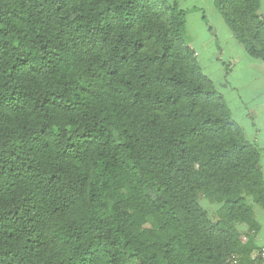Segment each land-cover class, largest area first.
I'll list each match as a JSON object with an SVG mask.
<instances>
[{"label":"trees","instance_id":"16d2710c","mask_svg":"<svg viewBox=\"0 0 264 264\" xmlns=\"http://www.w3.org/2000/svg\"><path fill=\"white\" fill-rule=\"evenodd\" d=\"M168 1L0 0V264L242 251L236 224L253 229L250 203L264 205L261 154ZM213 2L264 61L259 0Z\"/></svg>","mask_w":264,"mask_h":264},{"label":"crops","instance_id":"0c3cea01","mask_svg":"<svg viewBox=\"0 0 264 264\" xmlns=\"http://www.w3.org/2000/svg\"><path fill=\"white\" fill-rule=\"evenodd\" d=\"M206 6L207 9L212 10V15L215 16V19L212 21L205 19L204 8L201 6L193 8L190 11L195 12L202 19L203 23H208L205 25V31L210 41L217 42L218 33L220 32L227 39V42L233 46V48L227 47V49H223V56L226 55L225 61L216 53L211 55L212 62L216 63V70L219 74V80L215 83H218L219 86L217 88L223 93L231 114L232 105H239L241 107L240 115L236 113L234 120L241 125L246 138L259 149L261 154L260 163L264 173V61L254 58L245 52L240 42L231 33L225 21L217 12L213 0H208ZM185 9L187 10L185 15L186 22V16H188L189 12L188 8ZM259 13L264 17V0H259ZM189 45L195 50L201 67L200 54L204 49L203 44ZM236 48L237 51H235ZM218 49L221 50L220 47ZM238 71L242 76V78L238 79L241 93H236L235 90L238 88L232 85L233 80L230 82L228 80L231 74L235 72L237 74ZM250 205L254 223L253 229H250L247 224L241 225L242 228L237 229L241 235L240 239L243 249L239 254L232 256V259L226 264H254L257 259L258 250L264 241V205L253 202Z\"/></svg>","mask_w":264,"mask_h":264},{"label":"rangeland","instance_id":"374dc122","mask_svg":"<svg viewBox=\"0 0 264 264\" xmlns=\"http://www.w3.org/2000/svg\"><path fill=\"white\" fill-rule=\"evenodd\" d=\"M168 1V0H167ZM172 0H169L168 2H170ZM178 4L180 7L182 8H188V16H186V22H185V27H184V41L188 44H191L193 46L198 45V44H203L204 49L203 52L200 54V59H201V67H202V72L204 74H206L208 77H210L212 79V81L214 82V84L217 86L218 83H215L219 80V74L217 72V68H216V63L212 62V57L211 55L213 53H216L217 55L220 56V58L222 60H226V55L223 56V49H227V47L229 48H233L232 44L227 42V39H225L221 33H218V41L217 42H212L209 39V36L207 35L206 30V24L208 23H203L202 19H200L197 14H195V12H191L190 10H193V8L196 7H203L204 8V14H205V19H207V21H212L215 19V16L212 15V10L210 11L209 9H207L206 4H208V0H177ZM191 12V13H190ZM200 14V13H199ZM203 18V19H204ZM204 19V21H205ZM226 40V42H225ZM218 47L221 48V50L218 49ZM237 51V48L236 50ZM238 74V75H237ZM236 74L233 73L231 74L230 78L228 79L229 82L233 80V86L236 88H238L237 90H235L236 93H241V91L239 90V80L240 78H242L240 72L238 71ZM228 78V77H227ZM215 80V81H214ZM242 84V81H241ZM236 97V96H235ZM234 97V98H235ZM235 100V99H234ZM236 108V109H235ZM241 107L239 105H235V106H231L232 109V118L235 119L236 113H238V115H240L241 113ZM200 203L202 205H204L205 207H207L208 212L210 215H212V217L215 215L216 213V208L218 206H216L214 203H212L209 199L205 198V197H201L200 199ZM147 225V224H146ZM244 225V223H237L236 227L238 229H241L242 226Z\"/></svg>","mask_w":264,"mask_h":264},{"label":"built area","instance_id":"2783aa9c","mask_svg":"<svg viewBox=\"0 0 264 264\" xmlns=\"http://www.w3.org/2000/svg\"><path fill=\"white\" fill-rule=\"evenodd\" d=\"M254 264H264V241L258 250L257 259Z\"/></svg>","mask_w":264,"mask_h":264}]
</instances>
